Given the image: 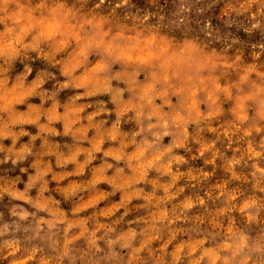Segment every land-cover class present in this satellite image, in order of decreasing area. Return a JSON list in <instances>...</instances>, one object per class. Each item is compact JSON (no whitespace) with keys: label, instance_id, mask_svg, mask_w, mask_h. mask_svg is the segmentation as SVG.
<instances>
[{"label":"rangeland","instance_id":"374dc122","mask_svg":"<svg viewBox=\"0 0 264 264\" xmlns=\"http://www.w3.org/2000/svg\"><path fill=\"white\" fill-rule=\"evenodd\" d=\"M37 2L18 0L13 22L0 26V63L11 73L0 76V218L7 221L8 210L19 206L47 209L45 219H62L84 199L87 207L70 217L81 241L92 238L93 217L104 224L123 216V230L132 227L137 234L133 248L144 245L156 264H219L218 244H242L236 260L264 262V209L253 211V202L264 203L260 186L252 187L251 165L258 157L245 155L259 151L264 133L239 130L254 115L250 105L264 106V95L252 91L264 71V54L254 59L248 46L259 35L239 33L245 43L224 60L232 68L220 65L200 77L203 88H192L191 103L171 114V125L163 120L161 143L168 152L157 149L158 159H145L143 147H124L126 134L141 126L129 117L139 120L145 105L162 115L160 82L170 79L169 69L183 55L168 52L162 33L156 43L158 33L144 36L138 25L187 28L199 23L189 11L201 0H55L46 10L36 9ZM223 10L222 0L209 10L218 37ZM157 62L159 72L152 70ZM172 102L183 103V97ZM196 127L202 131L193 139ZM243 176L248 179L236 178ZM132 180L135 195L123 191ZM129 196L132 211L112 212ZM106 209L111 217L97 215ZM217 212L225 222L213 228ZM118 252L131 258L130 249Z\"/></svg>","mask_w":264,"mask_h":264},{"label":"clouds","instance_id":"9594fccd","mask_svg":"<svg viewBox=\"0 0 264 264\" xmlns=\"http://www.w3.org/2000/svg\"><path fill=\"white\" fill-rule=\"evenodd\" d=\"M26 2L31 4L33 0H26ZM54 2L55 0H38L35 7L39 10L43 6L46 10ZM103 2L104 0H99V4ZM214 3L216 0H211V3L207 4L201 0L200 4L191 7L189 15L196 13L199 23L189 24L187 28H174L166 23L157 25L154 22H149L152 24L151 28L149 24L143 22L138 25L144 36L150 35L151 32H157L156 43H160L159 34L162 33L166 37L164 42L168 46V52L176 51L183 55V59L178 63L174 61L169 69L170 79L167 82H160L159 112L162 115L157 118L152 107L145 105L139 120L135 116L129 117L131 120H137L141 126L126 134L127 141L124 147L131 149L138 146L143 147L147 153L145 159L149 157L158 159L157 149L168 152V149L164 148L161 143V138L165 135L162 128L163 120L167 119L168 124L171 125V114L176 110H183L185 104L191 103L192 88L194 86L198 90L203 88L200 77L215 74L214 69H218L220 65H223L225 69L232 68V64L224 63V60L230 49L233 52L239 51L240 45L245 43L239 33L243 32L248 37H252L254 34L259 35L260 39L248 42L250 55L255 59L264 54V0H222L224 10L217 17L219 25L223 27L219 37L217 36L218 26L212 23V18L209 15V10L212 9ZM99 4L96 7H99ZM17 5L18 0H0V26L8 27L13 22L10 13L15 10ZM186 11L188 10L186 9ZM226 17L241 22L226 24ZM144 19L148 20V17L146 16ZM84 23L87 24V21ZM113 30L115 31V25H113ZM217 48L220 49L219 53L215 51ZM71 51L72 48L69 47L64 50L62 55L67 56ZM236 59L238 60L239 57L237 56ZM152 70L161 71L159 62L154 64ZM173 72L176 74L173 75ZM4 74L11 75L5 65L0 63V76H4ZM258 75L260 81L252 91L253 94L258 91L264 95V71ZM237 82L239 83V81ZM4 86L7 87L6 77ZM164 89L167 91H163ZM121 91H128V89ZM173 96L183 97V103L174 104ZM249 107L254 115L245 117L244 119L249 121L247 129L239 130L244 131L247 136H251L253 132L264 133V106L259 109L253 105ZM103 110L107 111V109ZM240 123L243 124L244 120ZM178 131L186 139L188 138L186 129L180 128ZM201 131V127L194 128L192 138L195 139ZM157 133H159L158 136ZM149 140H151V144H149ZM152 145L156 147L153 148ZM257 146L258 152L253 151L250 155L248 153L245 155H248L249 160H252L253 156L258 157L251 165L253 169L251 176L256 180L252 187L260 186V191L264 192V185H261V182L264 181V135H261ZM171 147L175 148L177 145ZM233 162L238 163L239 161ZM125 167H128L127 163ZM119 171L123 173L124 168ZM236 178L248 179L247 176ZM115 191L114 189L113 193ZM123 191L133 195L137 194L136 181L132 180L124 186ZM130 200L131 196L126 197L118 205L113 206L112 212L118 207H125L126 211H132L135 206L128 207ZM81 205L87 207V202L81 199L78 203L71 205L64 212L62 219L52 214H49V218L45 219L43 214L47 212V209L19 206L9 209V219L6 221L0 218V264H156L144 245L133 248V241L137 239V234L132 227H129L127 231L123 230L124 224L127 223L123 216L115 217V222L109 219L104 224H100L93 217L90 233L92 238H86L87 242L81 241L79 237L82 233L74 234V230L78 226L70 219L75 213L81 211ZM262 209H264V203L256 205L253 202V211L260 212ZM97 215L111 217L112 213L106 209L104 212L97 211ZM224 222L225 220L220 217L219 212L216 213V219L211 221L213 228L221 226ZM259 223H264V214L261 215ZM217 235L222 236L223 233H217ZM241 247L242 244H218L216 259L219 264H247V260H236ZM118 249H130L131 258H128L125 253L118 252ZM145 252L147 254L142 255ZM170 264H175V260ZM189 264H199V261L192 259Z\"/></svg>","mask_w":264,"mask_h":264}]
</instances>
